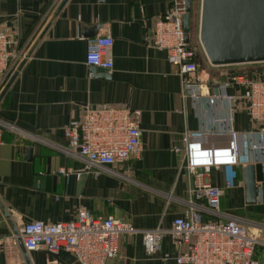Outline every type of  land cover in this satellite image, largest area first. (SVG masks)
Wrapping results in <instances>:
<instances>
[{
    "label": "crops",
    "instance_id": "crops-1",
    "mask_svg": "<svg viewBox=\"0 0 264 264\" xmlns=\"http://www.w3.org/2000/svg\"><path fill=\"white\" fill-rule=\"evenodd\" d=\"M60 2L0 0V31L15 41L10 48L13 65L8 64L12 71L0 76V90L17 72L0 97V122L14 129L3 128L0 135V236H15L0 246V264H79L62 250L56 255L42 248L25 250L17 237L26 221H65L79 208L124 219L135 229L119 237L116 256L104 264H177L168 236L155 254L145 253L141 243L142 230L169 227L186 208L189 178L172 147L182 145L185 130L198 127L190 101L179 95L176 67L167 62L163 49L150 43L153 21L169 0ZM104 34L113 40L112 69L105 74L84 62L86 39ZM196 55L201 75L212 81L236 70L208 65L198 49ZM103 103L140 112V151L110 166L115 173L83 169V162L61 150L69 119L84 104ZM233 123L238 130L249 126L238 113ZM190 147L198 155L223 156L228 143L225 137H199ZM253 167L256 181L261 171L259 165ZM207 179L219 187L231 182L223 188L220 209L257 229L264 241V229L258 227L264 224V204L247 202L242 167L223 165L210 170ZM255 258L264 264L263 244L256 247Z\"/></svg>",
    "mask_w": 264,
    "mask_h": 264
},
{
    "label": "built area",
    "instance_id": "built-area-1",
    "mask_svg": "<svg viewBox=\"0 0 264 264\" xmlns=\"http://www.w3.org/2000/svg\"><path fill=\"white\" fill-rule=\"evenodd\" d=\"M185 6L186 0H169L166 10L153 21L150 43L163 49L167 62L176 67L179 95L190 101L197 118V130H185L180 138L182 145L172 147L181 155V167L189 178V198L186 208L172 218L169 227L156 225L141 231L142 247L145 253L155 254L162 238L168 236L177 264H258L255 250L264 241L259 240L257 229L249 228L219 206L223 188H230L231 182L225 181L219 187L207 176L210 170L217 171L223 165H259L261 178L255 181L254 200L264 204V74L231 71L218 82L201 75L194 58L197 49L185 39ZM112 41L106 34L87 38L85 64L110 71ZM14 44L9 33L0 31L1 77L12 71L8 64L13 65L10 48ZM228 88L233 90L228 92ZM139 113L128 105L84 104L77 116L64 125L65 147L61 150L83 162V169L99 167L115 173L110 166L140 151ZM235 113L243 115L249 124L246 129H235ZM3 128L14 130L0 122V135ZM211 136L227 139L225 155H198L191 149L192 139ZM258 227L264 229V224ZM133 232L135 229L124 219L94 216L79 208L74 218L65 221H26L17 237L25 250L42 248L52 255L62 250L79 264H104L116 256L119 237ZM14 239L13 235L0 236V246Z\"/></svg>",
    "mask_w": 264,
    "mask_h": 264
},
{
    "label": "water",
    "instance_id": "water-1",
    "mask_svg": "<svg viewBox=\"0 0 264 264\" xmlns=\"http://www.w3.org/2000/svg\"><path fill=\"white\" fill-rule=\"evenodd\" d=\"M64 2L61 0L59 6ZM190 18L191 0H186L182 16L185 34H189ZM197 39L206 62L211 66L264 62V0H200ZM194 58L197 61L196 54ZM90 70L106 72L97 67H90ZM16 73L10 74L0 90V97ZM242 181L247 202H255L253 165L242 168ZM27 264L30 263L27 261Z\"/></svg>",
    "mask_w": 264,
    "mask_h": 264
},
{
    "label": "rangeland",
    "instance_id": "rangeland-1",
    "mask_svg": "<svg viewBox=\"0 0 264 264\" xmlns=\"http://www.w3.org/2000/svg\"><path fill=\"white\" fill-rule=\"evenodd\" d=\"M199 3H200V0H191L190 30H189V34H185V38L186 39L189 38L190 45L196 47V49H198L200 51V53L202 54L200 46H199V42L197 39ZM202 56H203V54H202ZM203 66H205V65H203ZM228 66L229 67H227V68H234L237 71L244 72L247 74H253L251 71H253L254 69H257V70L259 69L264 74V62L251 63V64L250 63L249 64H240V65H228Z\"/></svg>",
    "mask_w": 264,
    "mask_h": 264
},
{
    "label": "trees",
    "instance_id": "trees-1",
    "mask_svg": "<svg viewBox=\"0 0 264 264\" xmlns=\"http://www.w3.org/2000/svg\"><path fill=\"white\" fill-rule=\"evenodd\" d=\"M259 70V69H258ZM260 71V70H259ZM255 72H258V71H252V73H255Z\"/></svg>",
    "mask_w": 264,
    "mask_h": 264
}]
</instances>
